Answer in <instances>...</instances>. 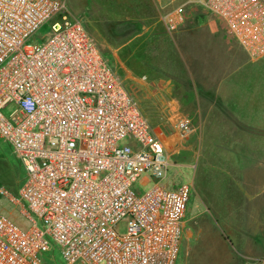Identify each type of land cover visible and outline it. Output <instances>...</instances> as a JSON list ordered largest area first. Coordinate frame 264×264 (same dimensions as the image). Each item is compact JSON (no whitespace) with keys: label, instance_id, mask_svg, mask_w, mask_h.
<instances>
[{"label":"built area","instance_id":"2783aa9c","mask_svg":"<svg viewBox=\"0 0 264 264\" xmlns=\"http://www.w3.org/2000/svg\"><path fill=\"white\" fill-rule=\"evenodd\" d=\"M192 3L250 58L264 56V0ZM0 138L25 172L16 193L0 194L31 223L0 213V264H47L56 247L66 264H176L193 185L169 182L164 141L67 0H0Z\"/></svg>","mask_w":264,"mask_h":264},{"label":"rangeland","instance_id":"374dc122","mask_svg":"<svg viewBox=\"0 0 264 264\" xmlns=\"http://www.w3.org/2000/svg\"><path fill=\"white\" fill-rule=\"evenodd\" d=\"M67 3L164 141L175 163L169 182L193 185L176 264H264V127L247 124L253 118H240L232 102L233 84H246V67L238 69L237 54H247L241 44L191 2L182 4L184 21L175 28L167 18L181 5L167 12L158 0ZM49 31L45 24L28 42L39 44ZM15 109L11 103L2 112L9 118ZM186 119L190 130L182 131L178 123ZM24 173L0 138V188L16 193ZM240 183L247 184L246 198ZM0 213L22 227L31 224L1 194ZM119 232L127 233L126 222ZM44 258L47 264H66L57 247Z\"/></svg>","mask_w":264,"mask_h":264},{"label":"crops","instance_id":"0c3cea01","mask_svg":"<svg viewBox=\"0 0 264 264\" xmlns=\"http://www.w3.org/2000/svg\"><path fill=\"white\" fill-rule=\"evenodd\" d=\"M166 7L167 12L170 11L171 5H182L192 3V0H158ZM212 21L209 22L210 26ZM212 27V26H211ZM242 59V63L238 65V69L246 67V84H233L232 88V102L234 108L238 111L240 118L250 119L247 124L262 125L264 127V56L258 59H251L246 53L241 52L237 54ZM221 93H223L221 91ZM241 111V112H239ZM245 111V114H244ZM240 189L244 190V198L248 195L247 184L240 183ZM244 198H242V207L244 210L248 209L245 205ZM228 200L234 201L230 198ZM251 211V210H250ZM241 221V220H240ZM237 242V241H236ZM223 247L224 244H222Z\"/></svg>","mask_w":264,"mask_h":264},{"label":"trees","instance_id":"16d2710c","mask_svg":"<svg viewBox=\"0 0 264 264\" xmlns=\"http://www.w3.org/2000/svg\"><path fill=\"white\" fill-rule=\"evenodd\" d=\"M103 52V51H102ZM104 54V53H103ZM105 55V54H104ZM106 56V55H105ZM20 162V161H19ZM21 163V162H20Z\"/></svg>","mask_w":264,"mask_h":264}]
</instances>
